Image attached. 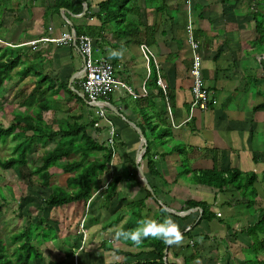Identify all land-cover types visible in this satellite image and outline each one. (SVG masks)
Here are the masks:
<instances>
[{
  "label": "crops",
  "instance_id": "1",
  "mask_svg": "<svg viewBox=\"0 0 264 264\" xmlns=\"http://www.w3.org/2000/svg\"><path fill=\"white\" fill-rule=\"evenodd\" d=\"M106 1L79 0L82 10L74 14L55 10L54 0H7L0 16V32L6 34L0 47H27L30 41L78 31L91 39L93 58L112 62L116 80L138 95L118 88L97 105L77 102L84 122L98 120L97 106L107 110L116 133L115 157L98 177L91 207V199L67 205L83 204L77 216L86 237L83 245L80 229L77 237H58L64 248L56 249L53 263L155 261L153 238L136 247L116 234L141 219L171 218L183 240L166 245L164 264H264V233L250 231L264 214V42L256 30L264 0H192L189 6L185 0H126L123 12L103 13L99 6ZM188 23L210 94L204 112H190ZM29 49L43 75L70 88L77 84L82 57L75 47L45 42ZM56 103L60 106L45 113L52 115L51 122L69 114L62 99ZM98 123L87 132L105 142L107 125ZM146 149L154 173L148 170ZM230 169L240 173L237 188L218 191L197 176ZM112 181H117L115 196L102 207L103 190ZM188 201L205 204L214 218L199 221L201 209L187 207ZM138 202L143 206L134 205ZM73 245L77 249L65 258Z\"/></svg>",
  "mask_w": 264,
  "mask_h": 264
},
{
  "label": "trees",
  "instance_id": "2",
  "mask_svg": "<svg viewBox=\"0 0 264 264\" xmlns=\"http://www.w3.org/2000/svg\"><path fill=\"white\" fill-rule=\"evenodd\" d=\"M125 2L126 0H107L100 4L99 10L103 13L123 12ZM53 8L55 10L66 8L74 14L80 13L82 10L79 0L76 2L54 0ZM263 24L262 21L256 22V30L263 38L262 42H264ZM75 33L80 35L78 31ZM29 50L27 47H0V89L5 88V82L12 78V73L16 69L15 74L20 79L29 76L34 78L33 89L21 102V106L24 108L23 112H14L8 127L0 125V145L5 144L8 139L15 142L11 154L0 159V169L7 171L30 165L31 170L25 176L26 186L27 188H37L40 191L42 202L47 208H62L79 202L85 204L91 199L93 191L99 188L98 177L107 169L111 161V153L104 142H99L96 137L88 134L87 128L93 125V122H84L81 115H71L69 108L67 111L69 114L65 118L55 122L44 121V114L52 106H60L56 100L62 99L63 104L67 106L72 101L84 104L85 98L79 96L80 90L77 84H74L73 90H71L67 84L58 83L47 75H43L37 67L40 61H34ZM2 111L3 106L0 105V112ZM51 142L55 143L54 148L36 159L30 158L32 154L38 152L39 148L45 147ZM145 156L149 172L154 173L147 149ZM51 169H59L61 173L68 176L65 180V188L52 184L51 180L54 174L50 172ZM239 175V171L235 169L197 172V176L203 184L218 191L228 185L237 188L235 182ZM116 185L117 181H112L103 190L102 207H107L115 196ZM93 199L89 202V208ZM134 205L143 206L141 202ZM186 206L201 209L199 221L214 218V215L203 203L188 201ZM160 210L165 213L163 209ZM44 228L48 233L44 232ZM51 231L54 234L51 235ZM250 231L264 233V214ZM56 237L54 228L38 219L10 236L11 244L14 246L10 252L0 239V264H45L40 246L56 239ZM153 241L157 260L136 264H164L162 257L166 244L158 239H153ZM76 249L77 247L73 245L65 258L71 257ZM48 264L60 263L49 262Z\"/></svg>",
  "mask_w": 264,
  "mask_h": 264
},
{
  "label": "rangeland",
  "instance_id": "3",
  "mask_svg": "<svg viewBox=\"0 0 264 264\" xmlns=\"http://www.w3.org/2000/svg\"><path fill=\"white\" fill-rule=\"evenodd\" d=\"M6 1L0 0V16L6 7ZM261 21L264 23V16L262 19H259V22ZM4 36L6 34L0 32V38H4ZM30 42L26 43L27 48H30ZM16 70L13 71L12 78L5 82V88L0 89V105L3 106V111L0 112V125L3 127H8L11 123L14 112H23L24 108L21 106V102L34 87L33 76L20 79L15 74ZM67 107L73 109V115L84 112L79 103L74 101L67 104ZM51 116L49 113L44 114V121L51 122ZM14 143L8 139L5 144L0 145V159L6 158L11 154ZM54 147L55 143L51 142L45 147L39 148L38 152L32 154L30 158L34 157L36 159ZM30 170V165L7 171L0 169V239L5 243L8 252H10L14 247L11 244L10 236L13 233H18L29 224H33L38 219H41L44 223L53 227L57 234L56 239L52 243H43L40 246L46 261L53 263V261L55 262L58 259L56 249L64 248L61 239H58V237L67 236L69 235L68 233H75L77 237L76 230H79L81 225V219H79L77 214L83 210V204L68 208L67 206L54 209L45 207L41 199L42 195L40 191L37 188H27L26 186L27 180L25 176ZM50 172L54 174L51 180L52 184L65 188L64 181L67 175L61 173L59 169H51ZM90 215L87 212L85 218H90ZM44 232L48 233L46 228H44ZM50 234H54L53 231ZM47 262L45 263L48 264Z\"/></svg>",
  "mask_w": 264,
  "mask_h": 264
},
{
  "label": "built area",
  "instance_id": "4",
  "mask_svg": "<svg viewBox=\"0 0 264 264\" xmlns=\"http://www.w3.org/2000/svg\"><path fill=\"white\" fill-rule=\"evenodd\" d=\"M192 0H185L187 6L190 5ZM185 33L187 42L191 52V63L189 67V75L191 79V103L190 112L199 110L204 112L208 109L210 104V94L205 86L202 73V59L199 51L198 43L196 42L193 34V26L188 23L185 27ZM51 42L56 47H75L79 55L82 57V70L81 77L77 82L80 90V94L85 98V102L88 106L97 105L98 102L106 100L109 96L118 88L124 89L133 98H137L138 95L134 94L132 90L126 85L118 82L115 77L116 67L114 64L104 58L94 59L92 56V41L85 35H77L76 33L62 34L58 38L48 39L44 38L37 41H31L29 46L32 50H35L38 43ZM158 87H162V82L158 81ZM140 96V95H139ZM107 110L102 106H97V118L93 127H98L99 121L104 120L106 123L107 137L105 139V146L111 153V160L115 157L116 146V133L111 122L106 118ZM82 242L86 235L83 230L82 221L80 225ZM76 252V254L81 250ZM77 256V255H76ZM74 256V257H76Z\"/></svg>",
  "mask_w": 264,
  "mask_h": 264
},
{
  "label": "clouds",
  "instance_id": "5",
  "mask_svg": "<svg viewBox=\"0 0 264 264\" xmlns=\"http://www.w3.org/2000/svg\"><path fill=\"white\" fill-rule=\"evenodd\" d=\"M113 56L117 55L112 53ZM117 238L130 242L131 245L139 247L145 239L153 238L161 240L166 245H178L182 242L183 236L176 224L171 218L163 221H157L151 218L138 220L136 227L129 230L117 232Z\"/></svg>",
  "mask_w": 264,
  "mask_h": 264
},
{
  "label": "water",
  "instance_id": "6",
  "mask_svg": "<svg viewBox=\"0 0 264 264\" xmlns=\"http://www.w3.org/2000/svg\"><path fill=\"white\" fill-rule=\"evenodd\" d=\"M71 83V82H70ZM72 90H73V88H71ZM79 94V96H81L82 97V95L80 94V93H78ZM175 214H179V213H175Z\"/></svg>",
  "mask_w": 264,
  "mask_h": 264
}]
</instances>
